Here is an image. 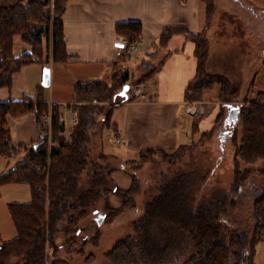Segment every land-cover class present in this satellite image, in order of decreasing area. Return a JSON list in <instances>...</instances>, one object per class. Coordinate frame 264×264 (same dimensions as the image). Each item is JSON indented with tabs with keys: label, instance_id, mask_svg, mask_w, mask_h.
Returning <instances> with one entry per match:
<instances>
[{
	"label": "trees",
	"instance_id": "obj_1",
	"mask_svg": "<svg viewBox=\"0 0 264 264\" xmlns=\"http://www.w3.org/2000/svg\"><path fill=\"white\" fill-rule=\"evenodd\" d=\"M200 1L205 10L202 29L193 32L183 27H165L157 45L165 46L174 34H185L194 43L197 63L195 75L185 88L184 99L203 100L204 93L217 85L218 101L223 103L229 100L226 88L230 82L225 75L211 74L204 69L210 45L207 32L214 19L216 0ZM49 6L50 0H14L13 3L0 4V87L10 88L13 74L25 65L41 63L44 53L54 63L65 62L70 57L64 39L63 22L59 17L51 16ZM116 31L127 39L124 50L131 51L134 49L132 44L140 42L142 24L139 21L118 22ZM18 36L30 47V51L16 56L14 41ZM118 63L113 68L110 81L89 79L73 85V101L67 104L76 114L72 124L61 119L63 107L60 104L49 102L45 83L36 86L34 95L0 100V157L12 158L24 152L13 166L0 172V187L6 183L24 182L29 185L31 193L27 202L13 201L7 204L16 236L10 240L0 238V264H68L67 260L58 256L56 237L61 228L69 234L78 223L84 213L79 208L94 203L97 195H104L108 199L111 193L119 197L120 204L110 206V215L136 207L135 197L140 194L137 178L131 175L127 187L107 186L104 175L109 176L111 172L106 174L104 171L107 166L91 162L88 143L93 130L99 125V119H105L104 124L110 121L112 126V113L116 107L134 98L129 94L130 84L146 85L162 62L136 78L128 69L119 68ZM237 108L236 122L240 121V129L239 132L236 129L233 134L235 150L230 188L218 189L210 200L191 210L185 206L187 195L181 188L182 182L190 179V174L184 172L165 180L160 184L159 193L146 203L143 221L159 215L164 225L151 230L138 222L136 229L140 233L119 238L106 252L110 264H161L164 258L162 253L166 250L160 241H164L166 247L173 248L179 241V235L185 232L189 244L186 258L181 264H256V245L264 240V186L252 205L255 221L250 233L238 225L228 229L219 220L228 207L235 206L236 196L243 184L256 174L264 177V91L257 92L254 98ZM49 110L51 125L48 133L42 116ZM220 112H217L208 129H200L197 120L192 122V136L199 132L201 137L197 143L211 134L222 117ZM29 113H35L42 136L30 145L14 142L9 118ZM66 131H69L68 138L65 136ZM117 131L113 125V135ZM184 145L181 143L177 148ZM143 150L168 151L159 147L142 148L140 155ZM106 157L107 154L100 153V158ZM142 160L130 162L138 164ZM87 168L89 185L83 188L79 183L80 176ZM187 185L189 187L190 183ZM149 238H153L157 254L154 260L146 261L142 245ZM92 240V237L85 236L78 243L76 238L69 236L62 247L67 254H71ZM157 257L160 262H157ZM176 257L173 256L170 262Z\"/></svg>",
	"mask_w": 264,
	"mask_h": 264
},
{
	"label": "rangeland",
	"instance_id": "obj_2",
	"mask_svg": "<svg viewBox=\"0 0 264 264\" xmlns=\"http://www.w3.org/2000/svg\"><path fill=\"white\" fill-rule=\"evenodd\" d=\"M60 1L63 0H50L49 11L52 17H58L60 10L58 3ZM13 2L14 0H0V4ZM199 18L204 23V6L202 3ZM207 35L210 39V45L204 69L211 74L225 75L230 83L226 88L229 100L223 103H219V101L210 102L209 109L211 111L206 110L205 113L211 115L214 111L212 116L208 117L209 126L214 122L217 106L222 117L216 123L211 134L197 143L201 138L200 133L196 132L192 136L189 130L193 118L188 116L187 121L184 120L181 117L183 109L179 105L178 108L180 109L176 112V118L179 121L177 122V145L179 143L185 145L180 148H177V145L168 147L166 152L143 150L142 155H140L142 148L162 147L156 142H146L139 130H135L133 138H126V143L122 145H113L108 140L109 137L114 136L113 125H121V117L124 112L122 107H116L112 113V126H110V121L108 125L104 124L105 119H99V125L93 130L88 143L91 162L107 166L104 172L107 174L110 171L111 173L109 176L103 175L108 181L107 186L110 188L115 185L127 187L130 184L131 175H134L140 186V194L135 197V208L118 211L111 215L110 206L120 204L119 197L113 193L108 196V199L104 195H97L94 203L88 205V207L79 208L84 213L81 214L78 223L71 229L69 234H66L61 228L56 237L57 245H59L58 256L67 260L68 264H110L106 252L113 247L119 238L127 234L140 233L136 229L138 222L144 223L151 230L156 229L157 226H163V219L159 215L146 219L145 222L143 221L145 219L146 203L159 193L160 184L167 179L184 172L190 174V179L184 180L181 188L185 190L187 195L185 206L191 210L196 209L198 204L210 200L218 189L227 190L230 188L233 178V153L235 150L233 134L236 129L239 132L240 121L227 122L226 118L231 111V107L240 106L242 103L254 98L257 92L264 91V0H216L214 19ZM180 36L173 39L165 47L156 46L159 42L158 38V42L156 41L154 47L147 52H143L142 48L132 49L131 54L135 62L128 64L125 60L120 59V67L127 68L132 73L133 78L151 71L165 60L170 50L180 49L181 39L184 37L183 35ZM24 44L19 36L15 38L14 46L16 50ZM143 63L148 65H141ZM47 73L50 74V71ZM112 74L104 76L103 79L110 81ZM46 81L49 92L53 86L57 95L72 98V84H67L66 80H64L65 84H50V78L47 75L44 82ZM130 85H132L129 90L130 95L142 86L141 84ZM215 89L206 91L208 99L210 97L214 98ZM232 89H235V91H232ZM149 94L157 99V95L153 94L152 91ZM218 109L217 111H219ZM65 136L69 137V131L65 132ZM131 143H133V146H130ZM101 152L107 154L105 159L100 158ZM22 156L23 153L12 158L0 157V172L13 166ZM140 158L143 160L138 164L130 162ZM89 175L88 168L81 173L79 183L83 188L89 185ZM188 182L190 183L189 187ZM6 184V187L0 193V238L2 240H10L16 236L7 204L12 201L27 202L31 198L28 184L22 183L18 190L12 191L9 190L12 184ZM263 186L264 177L258 174L254 175L241 186L236 196L235 206L228 207L222 213L219 222L225 224L228 229H234L238 225L250 233L255 221L252 214V205ZM161 235L165 236L164 233ZM187 235V232L181 233L178 237V243L173 248L166 247V243L160 241L166 250V253H162L164 258L161 259V264H181L185 260L189 244ZM69 236L76 238L78 243H81L85 236L92 237L93 240L79 251L67 254L62 244ZM153 238L143 241L142 246L144 247L146 261L156 258L157 253ZM178 252L182 253L178 254ZM175 255L177 257L170 262ZM157 262H160L159 257H157ZM255 262L256 264H264V240L256 245ZM137 264L141 263L138 262Z\"/></svg>",
	"mask_w": 264,
	"mask_h": 264
},
{
	"label": "crops",
	"instance_id": "obj_3",
	"mask_svg": "<svg viewBox=\"0 0 264 264\" xmlns=\"http://www.w3.org/2000/svg\"><path fill=\"white\" fill-rule=\"evenodd\" d=\"M200 5V0L60 1L58 17L63 22L64 39L70 57L65 62L54 63L49 61L44 53L41 63L25 65L13 74L10 88L0 87V100L18 99L26 94L34 95L36 86L43 83L47 75L50 78V84H65L64 80H66L67 84H72V88L79 81L104 80V76H109L113 72L116 62L118 63L120 59L128 64L135 62L131 51L124 50L127 39L116 31L118 22H141L142 34L137 48L147 52L158 42L165 27L177 26L193 32L200 31L204 24L199 18ZM180 35L184 36L181 39L180 49L170 50L146 85L140 83L142 86L140 85L138 90L132 92V95L136 96L120 105L124 109L121 125H114L125 139L133 138L135 130H139L148 143L156 142L166 150L168 147L177 145V122L179 121L176 118V112L180 109L179 105L182 106L181 117L184 120L187 121L190 116L193 118L192 122L199 121L200 129L205 130L210 127L208 117H211L214 111L211 115L206 114L205 111L210 110V102L218 101L219 87L212 88H216L214 98L208 99L205 92L203 100L184 99L185 88L196 72L197 59L194 56V43L185 34L177 33L165 46H168L176 37H181ZM24 51H30V47L24 44L16 50L14 46L16 56ZM118 66L121 68L120 63ZM48 71L50 74L47 73ZM44 83L47 84V81ZM46 91L49 102L60 104L63 107V113L67 109V104L73 101V95L72 98L61 97L54 92L53 86L50 92L47 88ZM150 91L157 95V99L149 94ZM217 107L215 116L218 112ZM144 122L145 124L142 125ZM9 125L12 139L17 143L30 145L43 134L35 113L17 118L10 117ZM130 146H133V143ZM22 183L24 182L8 183L12 184L9 190H18ZM6 185L0 187V193Z\"/></svg>",
	"mask_w": 264,
	"mask_h": 264
},
{
	"label": "built area",
	"instance_id": "obj_4",
	"mask_svg": "<svg viewBox=\"0 0 264 264\" xmlns=\"http://www.w3.org/2000/svg\"><path fill=\"white\" fill-rule=\"evenodd\" d=\"M139 42H134L132 44L133 48H137ZM61 119L63 121H66L68 124H72L76 120V114L72 107H67L66 111L62 114ZM42 121L44 124L47 126L48 133L50 131V125H51V111L49 110L46 114L42 116ZM109 142L111 144H117V145H122L126 143L125 137L122 135L121 132L117 131L114 136H111L108 138Z\"/></svg>",
	"mask_w": 264,
	"mask_h": 264
},
{
	"label": "water",
	"instance_id": "obj_5",
	"mask_svg": "<svg viewBox=\"0 0 264 264\" xmlns=\"http://www.w3.org/2000/svg\"><path fill=\"white\" fill-rule=\"evenodd\" d=\"M238 108L237 107H231V111L229 112L228 117L226 118L227 122H235L237 120L236 113Z\"/></svg>",
	"mask_w": 264,
	"mask_h": 264
}]
</instances>
